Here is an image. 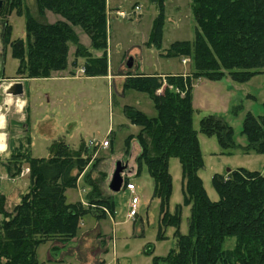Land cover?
I'll return each mask as SVG.
<instances>
[{
	"label": "trees",
	"instance_id": "trees-1",
	"mask_svg": "<svg viewBox=\"0 0 264 264\" xmlns=\"http://www.w3.org/2000/svg\"><path fill=\"white\" fill-rule=\"evenodd\" d=\"M157 6L148 47L162 49L166 0H150ZM22 0H3L0 14L20 8ZM39 17L26 14V38L10 40L11 24L4 26L5 40L19 60L17 74L22 78H47L69 67V51L75 46L72 62L79 58L87 76L108 73L107 0H37ZM196 20L193 41H175L163 53L167 57H189L193 73L163 77L149 74H127L125 89L147 93L157 115L149 117L134 106L125 105L131 123L140 126L136 136L140 146L137 157L154 180L155 195L160 199V232L175 227L176 247L154 258L155 264H264V169L251 171L236 168L214 174L212 184L219 195L212 200L200 176L205 166L199 132L194 128L192 89L199 78L210 80L230 76L246 81L263 73L264 68V0H192ZM62 16L55 22L46 19L45 11ZM118 10V9H116ZM80 25L91 39V48L104 50L92 58L75 30ZM1 59V58H0ZM2 59L0 73L4 77ZM163 91L159 93V89ZM240 107L235 108L239 110ZM235 112V111H234ZM200 132L216 136L225 150L235 149L233 127L222 117L205 115ZM242 133L247 137V150L264 154V114L248 112ZM19 145L3 161L7 173L17 177L30 168L28 191L12 211L6 210L1 197L0 264H43L37 249L51 239L69 241L74 238L82 219L90 212L101 218L115 213L111 195L93 187L87 205L67 202L65 192L73 187L91 159L81 149L74 150L63 139L49 146L50 154L34 157L31 140ZM131 149V141L127 140ZM181 164L183 204L191 207L188 233L181 232L182 204L174 213L169 210L173 192L170 159ZM77 172V173H76ZM126 180L123 187L126 188ZM52 249H55L53 247Z\"/></svg>",
	"mask_w": 264,
	"mask_h": 264
},
{
	"label": "rangeland",
	"instance_id": "rangeland-1",
	"mask_svg": "<svg viewBox=\"0 0 264 264\" xmlns=\"http://www.w3.org/2000/svg\"><path fill=\"white\" fill-rule=\"evenodd\" d=\"M6 5V11L0 14V58L4 75L12 77L17 75L19 60L14 57L11 44L5 40L4 26L6 23L12 26L10 40L25 39V16L29 12L39 17V8L37 0H22L20 8L12 9L10 13ZM137 6L140 8L136 9ZM116 9L126 12L127 17H120ZM157 14V6L150 0H107L108 73L104 76H114V87L110 86L112 77L109 80L100 76L46 82L36 78L26 80V93L19 99L24 101L21 112L25 113V100L30 106L32 155L47 158L49 146L60 139L74 150L81 149L84 144L83 155L91 154V159L78 174L75 185L66 190L67 202L81 201L87 205V196L95 186L100 187L106 197L111 195L115 202V213L108 214L106 218L99 217L95 212L85 215L77 235L69 241L51 239L42 243L37 249V256L43 264H155V257H164L176 247L175 227H166L165 235H161L160 199L155 195L154 180L147 165L143 164L141 171L138 168L140 149L135 151L133 147L141 128L131 123L124 112L125 105H130L149 117L157 115L155 104L147 93L125 89L128 73L158 75L163 77L164 82L171 73H193V62L189 57H167L161 54L175 41L194 40L196 20L192 0H166L161 50L147 46ZM45 16L49 22L62 19V16L49 10L45 11ZM74 28L84 32L82 38L85 42L90 38L82 26L76 25ZM73 47L74 52L72 49L69 51L71 61L76 51ZM86 47L92 58L104 54V50L91 48L90 45ZM131 57L133 66L128 68ZM79 59L83 66L86 59ZM77 72L86 75L85 70ZM162 91L163 88L159 89V93ZM192 104L195 109L194 128L199 132L205 160V166L199 173L209 197L215 201L219 195L212 184L214 174L228 173L242 167L251 171L264 169V154L247 150L248 140L242 133L248 112L264 114V68L263 73L241 82L230 76L217 80L199 78L194 81ZM237 107L240 109L235 110ZM208 114L224 118L233 127L237 143L235 149L225 150L219 145L216 136L200 132V121ZM21 126L19 128L25 133V128ZM30 136H25L21 141L26 143L27 139H31ZM128 139L131 141L129 151ZM107 140L110 144L106 147L103 143ZM5 158L0 156V203L4 196L6 210L12 211L28 191L25 185H29L30 168L25 167L14 180L8 173V177L3 178ZM118 161L126 166L123 178L126 183L135 184L134 191L124 187L116 193L110 190L109 184ZM170 172L173 192L169 210L174 213L176 206L182 204L180 229L183 234H187L191 207L183 204L182 171L177 158L170 159ZM11 183L15 186L13 189H10ZM3 191H11L10 199ZM133 197L139 200L138 214L131 217L129 211ZM3 217L0 214V223Z\"/></svg>",
	"mask_w": 264,
	"mask_h": 264
},
{
	"label": "crops",
	"instance_id": "crops-1",
	"mask_svg": "<svg viewBox=\"0 0 264 264\" xmlns=\"http://www.w3.org/2000/svg\"><path fill=\"white\" fill-rule=\"evenodd\" d=\"M115 7H119V5H115ZM56 20H59V19H56ZM53 21L54 20H52V22ZM76 31L79 34L81 42L83 44H85L86 46H89L90 43H91L90 38L87 39L86 42H85L83 40V38H82V32L83 31L82 30H77V29H76ZM72 47L73 46H71L70 50L72 49L73 52H74V47L73 48ZM69 61H70V65H69L68 68L55 72L51 77L36 78V79L46 82V81H49V80L50 81H53V80H69L71 78L72 79L73 78H78L80 76L85 77V78L86 77H88V78L89 77H99V76L81 75V73H78L77 71L81 70L82 67H83L81 65L82 64L81 63V59L78 60L77 66H73L72 65L73 61H71L70 55H69ZM71 68H74V69H71ZM164 73H169L170 74L171 72H164ZM171 74H175V73H171ZM100 77L105 78V79L107 78L109 80H110V77H112L110 86L114 87L112 85V80L114 81V76L113 75L100 76ZM121 77L125 78V76H121ZM29 79H31V78H22L18 74L16 76H12V77H7L5 75H4V77H2V74L0 73V143H4V145H5L4 148L0 149V156H5V157L8 156L19 145L21 139L25 138V136L26 137L30 136L29 132L31 131V128H30V125H29V123H30V115H29L30 106H29V102L27 100H25V102L27 104V107H26L25 113H24V111L21 112L22 111V106L24 104V101H22V100L20 101V99H19V97L25 95V93H26V90H25V88H26L25 85L26 84L25 83H26V80H29ZM14 83L21 84L22 93L20 95H14V94L9 93L7 91L8 87L10 85L14 84ZM45 95H47V94H45ZM20 124L22 125L21 127L25 128V133H23L24 131L19 128ZM30 140L32 142V137H31ZM31 145H32V143H31ZM133 149H135V151L140 149L138 141H136L135 146L133 147ZM4 171L5 172L2 174L3 178H7L8 175H7V171H6L5 167H4ZM17 178H18V176H17ZM11 179L14 180L15 177H13ZM17 181L18 180H16V182ZM16 182H15V185L17 184ZM11 184L12 185L10 186V189L11 188L13 189L15 186L13 187V183H11ZM25 186H28V183ZM3 194L5 196H7V198L10 199V196H11L12 193H11V191L10 192L9 191H3Z\"/></svg>",
	"mask_w": 264,
	"mask_h": 264
},
{
	"label": "water",
	"instance_id": "water-1",
	"mask_svg": "<svg viewBox=\"0 0 264 264\" xmlns=\"http://www.w3.org/2000/svg\"><path fill=\"white\" fill-rule=\"evenodd\" d=\"M2 5H3V0H0V8L2 7ZM132 66H133V59L131 57L127 63V67L131 68ZM7 91L14 95H20L22 93V86L21 84L14 83L8 87ZM125 170H126V166L123 165L121 161H118L116 163V168L112 174V178L109 184V188L112 192L114 193L119 192L123 187V183H124L123 173L125 172Z\"/></svg>",
	"mask_w": 264,
	"mask_h": 264
},
{
	"label": "built area",
	"instance_id": "built-area-1",
	"mask_svg": "<svg viewBox=\"0 0 264 264\" xmlns=\"http://www.w3.org/2000/svg\"><path fill=\"white\" fill-rule=\"evenodd\" d=\"M140 7L139 6H137L136 7V9H139ZM117 14L120 16V17H122V18H124V17H127V13L126 12H124V11H121V10H118L117 11ZM128 15H131V13L130 14H128ZM81 72L82 71H84L83 69H81L80 70ZM109 141L107 140V141H104V143H103V145L104 146H109ZM26 171H27V173H29V169L27 168L26 169ZM25 172H23V174H24ZM126 189H128V190H130V191H134L135 190V184L133 183H127L126 184ZM138 202H139V200H138V197H133L132 198V200H131V206H130V211H129V215L131 216V217H134V216H136L137 214H138V207H137V205H138Z\"/></svg>",
	"mask_w": 264,
	"mask_h": 264
},
{
	"label": "bare ground",
	"instance_id": "bare-ground-1",
	"mask_svg": "<svg viewBox=\"0 0 264 264\" xmlns=\"http://www.w3.org/2000/svg\"><path fill=\"white\" fill-rule=\"evenodd\" d=\"M4 143H0V149L4 148Z\"/></svg>",
	"mask_w": 264,
	"mask_h": 264
}]
</instances>
